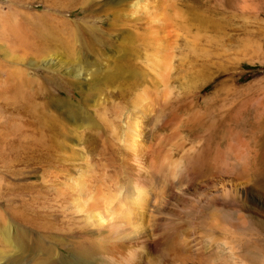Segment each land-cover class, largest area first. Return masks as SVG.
Wrapping results in <instances>:
<instances>
[{
  "label": "rangeland",
  "instance_id": "rangeland-1",
  "mask_svg": "<svg viewBox=\"0 0 264 264\" xmlns=\"http://www.w3.org/2000/svg\"><path fill=\"white\" fill-rule=\"evenodd\" d=\"M263 148L264 0H0V264H104L97 211L167 220L205 264H264V193L163 207L222 172L204 156L253 187Z\"/></svg>",
  "mask_w": 264,
  "mask_h": 264
},
{
  "label": "bare ground",
  "instance_id": "bare-ground-1",
  "mask_svg": "<svg viewBox=\"0 0 264 264\" xmlns=\"http://www.w3.org/2000/svg\"><path fill=\"white\" fill-rule=\"evenodd\" d=\"M204 157H201L203 158L201 159L203 161L201 166H205L209 169H219L222 172L210 174L205 178L202 176L203 178L200 180L185 183V191L180 194L168 193L164 199V208H171L174 213L180 214L184 210L197 211L199 209L198 211H200L203 205L218 202L240 210L244 208L251 191L255 195L256 193L258 194V192L264 193V148L260 151L258 157L259 166L256 167V176L255 179L252 180L253 187H249V184L252 183L249 182L250 179L247 177L248 174H246V178L241 176L240 173L239 175H237V172V174L235 172L233 173V167L227 163V161L224 162L219 159L210 161V159ZM150 162L153 170L158 171L162 166L155 154L152 156ZM191 170V174L194 176L196 170ZM134 182L137 194L139 193L138 197L142 201V186L144 185V181L141 178H136ZM186 194H189L190 197L187 198L185 196ZM256 197L262 200L261 203H263L264 198H261L262 194L261 196L258 194ZM95 215L98 226H101L97 230V233L100 235L96 236L99 238L105 237L112 247L105 257L104 264H205L194 255L189 249L190 246L188 248L184 247L179 249V247H181L180 242L177 238L173 237L174 229L166 222L167 220L163 221L159 219L153 225H148L143 223V217H140V220L137 221L136 224H133L130 217H125L124 214H121L124 216L121 217L124 221L114 223L111 221L114 217L110 218L109 215L102 214L100 211L95 212ZM159 218L162 217L159 216ZM102 227L108 228L105 235H101L104 231ZM4 238L10 246L17 248L19 254H23L28 250L29 246L26 244L25 238L18 232H11L9 229H6ZM119 244H126L123 252H115V246ZM239 264L247 263L245 260H239Z\"/></svg>",
  "mask_w": 264,
  "mask_h": 264
}]
</instances>
